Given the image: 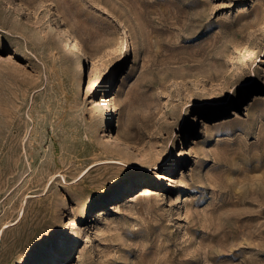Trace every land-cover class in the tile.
I'll use <instances>...</instances> for the list:
<instances>
[{"label":"rangeland","instance_id":"obj_1","mask_svg":"<svg viewBox=\"0 0 264 264\" xmlns=\"http://www.w3.org/2000/svg\"><path fill=\"white\" fill-rule=\"evenodd\" d=\"M13 1L0 264H35L54 228L68 252L38 264H264V0Z\"/></svg>","mask_w":264,"mask_h":264},{"label":"bare ground","instance_id":"obj_2","mask_svg":"<svg viewBox=\"0 0 264 264\" xmlns=\"http://www.w3.org/2000/svg\"><path fill=\"white\" fill-rule=\"evenodd\" d=\"M0 1L2 2V1H5V0H0ZM10 2L17 9H19V10L23 9V6L20 3L16 2V1H13V0H10ZM57 30L58 31H57L56 34L63 36L64 39H65L64 44L66 45L68 53L69 54L73 53V54H76L77 56L78 55L80 56L79 52H80L81 47L79 46L78 42L74 41L73 37L69 33L66 32V29L63 26L58 27ZM109 97L110 98L107 100V103L108 104H112L113 107L116 108L117 95L114 93V94L110 95ZM104 104H105V101H104ZM108 104H106V105H108ZM110 119H111L110 113H108V115H107L108 122L110 121ZM203 126L204 127L207 126V122L205 120L203 121ZM115 133H116V135L114 136V138L117 140V142H119L123 148H128L129 144H130V141H128V137H126V135L123 132H120L119 130H116L115 132H113V134H115ZM196 143H197V141L195 139H193L192 148L195 147ZM168 180L178 181L179 179H178V177H170L168 174L167 175H163V178H162V181H161L160 185H155L154 186V185H152V183L146 182V184L143 186V189H142L141 192H142L143 195L153 194V193H155L156 187L157 188H161V187L167 186L168 185ZM135 186H137L136 183L129 182L126 186H124L123 188L119 189L118 192H120V193L126 192L129 189L134 188ZM106 214H107L106 211L103 210V211H101L99 213V217L98 218H100V217H102V216H104ZM68 249H69L68 243L63 242L62 245L57 250H55V251L51 250L50 252L45 254L43 257H41L39 260L37 259L38 261L35 264H38V263L42 262L43 260L47 259L51 255H54V258L65 257L67 252H68ZM45 262L46 261H44V263Z\"/></svg>","mask_w":264,"mask_h":264},{"label":"snow or ice","instance_id":"obj_3","mask_svg":"<svg viewBox=\"0 0 264 264\" xmlns=\"http://www.w3.org/2000/svg\"><path fill=\"white\" fill-rule=\"evenodd\" d=\"M243 87H244V83L238 86V90ZM163 163L164 162L161 161L160 167H163ZM135 179L136 177H127L125 175H121L120 177H117L116 183H121L122 181H126V180L134 181ZM69 200H71L70 196H69ZM63 242H64V236L60 233V230L58 228H54L50 230L49 233L44 235L41 240L37 241V244L43 245L55 251L62 245Z\"/></svg>","mask_w":264,"mask_h":264}]
</instances>
